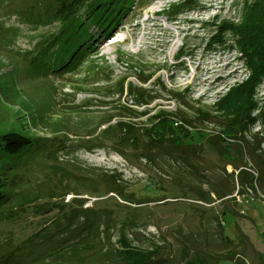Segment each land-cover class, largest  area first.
I'll return each mask as SVG.
<instances>
[{
  "label": "rangeland",
  "instance_id": "obj_1",
  "mask_svg": "<svg viewBox=\"0 0 264 264\" xmlns=\"http://www.w3.org/2000/svg\"><path fill=\"white\" fill-rule=\"evenodd\" d=\"M35 1L50 4L53 0L0 1V123L6 119L17 120L30 127L31 133L37 137H60L68 140V146H76L59 153L57 162L62 170L58 171L68 177L72 190L76 188L86 199L85 208L94 205L97 210H108L112 216L107 220L110 229L103 233L100 241L97 239L91 249L65 264H122L116 252L124 250L121 237L137 249L151 251L155 246L160 247L161 253L160 257L155 258L156 263L186 264L185 261L191 260V250L193 258L200 254L206 264H264V177L246 151L248 146L255 148L258 143L257 154L264 160L261 145L264 136L240 134L229 141V144L245 148L243 166L259 172V195L253 193L252 198L240 185L241 200L232 199L223 208L219 202L211 205L199 202L197 195L191 191L192 187L193 190L199 187L210 192L211 183L214 182L232 186L237 191L236 177L228 175L234 173L237 176L240 170L225 166L226 160L211 147L208 138L220 136L232 139L223 133L225 125L218 123L223 120L220 117L223 112L218 110V104L232 89L249 80L251 70L247 73L245 69H240L242 57L230 33L220 34V41H216V44L210 39L212 34L216 36L220 33L218 26L221 27L224 22L240 25L247 1L251 4L254 0H191L186 9L178 10L175 8L177 5H172L158 16L155 26L147 23L146 15L153 0H122L119 7L130 9L116 29L123 41L111 45L108 37L102 38L97 45V53L88 57L74 71L58 78L48 70L38 72L39 66L35 71V68L28 67L25 60L43 38L60 27H36L28 23L27 20L36 17V14L29 17L30 12H34L32 6ZM21 11L25 14H20ZM13 16L18 17L17 24L10 21ZM89 28L98 29L96 25ZM5 46L10 49H5ZM17 47L21 50H16ZM2 48L5 50L2 51ZM191 48L198 50L195 60L200 67L196 92L203 96L204 92L210 90L219 99L216 104L195 102L186 94L182 95L179 86L170 91L163 86L159 72L162 69L173 71L177 84L180 54L189 52ZM166 52L171 55L165 56ZM174 55V59L170 57ZM224 70L227 75L219 84ZM241 75H244L243 82L240 83V79L235 82L234 77L240 78ZM144 79L148 81L144 83ZM124 80L126 84L122 94L119 84ZM233 82L235 84L230 88L224 87ZM259 85L253 95L254 110L263 105L258 103L256 94ZM129 86L136 91L128 93ZM143 90L149 96L148 104H141L137 100L139 92ZM128 107L138 112H148V118L132 116L126 111ZM156 110L173 115L179 125L188 126L184 118L197 119L194 125L188 126L193 139L185 140L184 144H192L189 150L197 151L199 155L185 156L192 163L191 167L199 168L204 178L196 175L194 168L186 166L180 154L168 157L160 149V152L154 151L151 155L155 159L153 164L145 159H137L138 149L148 145L141 132L137 145L136 142L125 144L120 141L121 122H131L142 130L151 124L149 117L157 114ZM199 110L220 119L203 121L206 118L198 115ZM251 119L253 121L245 134L254 129L256 118L251 115ZM106 129L109 131L104 133ZM90 146L92 149H87ZM125 146L126 157L115 151L117 148L125 150ZM233 157H236L234 153ZM113 172L122 175L124 186L135 194V200L143 199L147 203L133 209L115 194L95 198L89 192L92 190L84 192L77 180H73L77 176L84 180L95 179L98 173ZM244 172L251 180L245 184H252V174L247 170ZM28 175L24 183L31 173ZM51 178L57 179L54 169L37 173L11 201L0 219V242L5 243L3 247H8L7 244L17 246L44 228L46 222L50 223L59 216L58 210L47 215L42 213L44 209L62 204L59 197L49 198ZM201 181L205 184L201 185ZM97 182L98 190L108 187L104 180ZM72 193L64 199L68 206L76 197V193ZM212 198H215L213 194ZM162 199L165 200L159 201ZM37 208H40V213ZM126 222H134L137 227L123 228ZM224 236L238 245H227L223 241Z\"/></svg>",
  "mask_w": 264,
  "mask_h": 264
},
{
  "label": "trees",
  "instance_id": "obj_2",
  "mask_svg": "<svg viewBox=\"0 0 264 264\" xmlns=\"http://www.w3.org/2000/svg\"><path fill=\"white\" fill-rule=\"evenodd\" d=\"M121 1L53 0L50 4L36 3L35 1L32 6L34 12H30L29 17L35 14L36 17L27 20L28 23L36 27L50 25H59L60 27L43 38L33 52L28 53L29 57L25 58L28 67L35 68L36 71V67L39 66L37 68L38 72L48 70L50 74H56L57 78L72 72V70L74 71L88 57L97 53V45L102 38L111 36L122 23L123 18L130 9H125L124 6L119 7ZM190 2L191 0H187L183 5L175 6V8L178 10L186 9ZM244 12L240 25H235L234 22L230 21L224 22L221 27L218 26L220 33L210 39L213 44H216V41H220V34L230 33L236 40V47L242 54V59L248 69L251 70L249 80L232 89L218 104V110L223 112V116H220L223 120H219L218 123L225 125L223 133L232 139L238 138L240 134L243 136L248 125L253 121L251 113L255 108L253 102L254 91L264 79V0H254L251 4H248L247 1ZM19 13L25 14L24 11ZM91 25H96L98 29L90 30ZM1 47L0 42V50ZM5 49L2 48V51ZM147 81L148 79H144V83ZM125 84V80L119 84L122 94L124 93ZM135 91L132 86L128 87V93H134ZM175 96L181 97L179 94H175ZM137 100L141 104H148L149 96L145 90L139 92ZM128 108H126V111L132 116L148 118V112H138V110ZM198 115L206 118V120L201 119L199 121L220 119L217 116L212 118L209 113L202 110L198 111ZM173 117V115L164 111L157 112L154 116L149 117L151 124L142 130L135 127L131 122H121L118 138L121 137L120 141H124L125 144L136 142L135 145H137L140 137L139 133L141 132L148 145L143 149H138L137 159H145L148 163L153 164L155 159L151 155L154 151L160 152L163 150L164 156L168 157L180 154L183 163L189 168H194L195 174L202 175L204 178L199 168L197 166L191 167L192 163L188 162L189 159L185 156L187 154L199 155L197 151L189 150L192 144H184L185 140L193 139V137L190 136L188 129L177 124ZM262 119L264 121V113ZM183 121L192 126L197 119L184 118ZM31 131L30 127H26L25 124L17 120L6 119L0 123V219L3 218L2 215H4L11 201L15 199L16 194L23 191V185L28 184L29 180L37 173L48 172V169H54V177H57V179H50L49 189L51 193L49 198L51 200L59 197L62 204L59 207L44 209L42 213L45 215L58 210L59 216L51 220L50 223L46 222L44 228L17 246L7 244L8 247H3L5 243L0 242V264L69 263V260L78 258L79 254L91 249L94 241L97 239L100 241L103 233L110 229L111 225H107V220L112 216L108 210H97L94 205L91 208H85L86 199L81 197L82 194L76 188L72 190L68 177L58 171L61 169L59 162H57L59 153L63 150L73 149L76 146H68V140L66 141L60 137L43 139L37 137L36 134H32ZM108 131L106 129L104 133ZM134 131L137 132L136 138ZM200 134L202 136V133ZM226 141L225 137L220 136L208 138L211 147L219 153L222 159L226 160L225 166L229 165L234 170H240L237 176L231 173L228 177H236L240 185L245 184L244 182H250V176L244 172L245 167L242 162L245 148L241 145L225 143ZM223 143L226 145L224 146ZM257 145L255 148L254 146H248L246 151L262 172L261 168H263L264 160L257 154ZM126 146L125 150L117 148L115 151L126 157ZM87 149L91 150L92 148L90 146ZM233 153L236 157H233ZM29 173H31V176L24 183ZM99 179L107 182L108 187L98 190L96 187L99 184L97 182ZM73 180H77L78 186L85 189L84 192L92 190L93 192H89L95 198L115 194L116 197L128 205L127 207L133 209L147 203L143 199H134L135 194L124 186L122 175L118 172L112 174L98 173L95 179L86 180L81 176H77L73 177ZM202 181L200 182L201 185L205 184ZM211 187L210 192H205L199 187L196 190H193L192 187L191 191L197 195L199 202L207 205L219 202L223 208H226L227 203L232 200L231 197L236 191L235 188L224 184L217 185L215 182L214 184L211 183ZM72 192L76 193V197L73 203L68 206L65 204L64 199ZM212 194L215 196L214 199ZM37 212L40 213V208H37ZM223 213L227 214L226 212ZM126 223L123 228L137 227L134 222ZM122 238H120V242L124 245V250L116 251L122 264H162L155 262V258L160 257V247L155 246L151 251L141 250L131 247ZM223 239L227 245H238L225 236ZM189 254V258L192 256L191 260L184 263L206 264V260L200 254H197L194 258V253L191 250Z\"/></svg>",
  "mask_w": 264,
  "mask_h": 264
},
{
  "label": "built area",
  "instance_id": "obj_3",
  "mask_svg": "<svg viewBox=\"0 0 264 264\" xmlns=\"http://www.w3.org/2000/svg\"><path fill=\"white\" fill-rule=\"evenodd\" d=\"M185 1L186 0H153V2L151 4V6L149 7L148 12L146 14L147 17H148L147 18V23H150L151 26H155V22L158 19V16L160 14H164L165 11L167 9H169L172 5H179L181 3H184ZM13 17L14 18L11 19L10 21L12 23H14V24H17V20L16 19L18 17L17 16H13ZM210 24H212V23H210ZM9 28H12V27H9ZM216 32L217 31L214 30V33H216ZM212 36H213V34H212ZM121 41H123V40H121ZM22 47H24V46H22ZM28 49H30V45H29ZM16 50H21V49L19 47H17ZM196 51H198V50H196L195 48H191L189 50V52L187 51L184 54H180V57H179V63H180L179 67H180V69L178 70V73H177L178 74L177 78H179V82L177 84L175 83L176 74L173 73V71L162 69L159 72V75L161 76L162 81H163V86L165 85V87L167 88L168 91L173 90V89H175V87L179 86L180 93L182 95L186 94V96H189V97L193 98V101H195V102L216 104L219 101V99H217V97L213 96V93L210 92V90H207L206 92H204L203 96H200V94L198 95V93H199L198 91L196 92V87L197 88L199 87V82H200L199 81L200 80L199 79V74H200L199 73V69H200V67H199L198 63L196 62V60H195V57H197V52ZM168 55H171V53L170 52H166L165 56H168ZM240 55L242 57L241 53L239 54V56ZM170 57L171 58L173 57V59H174L175 55L174 56H170ZM240 61H242V64L239 65L240 69H245V71H247V73H248L249 69L246 66L244 60L242 59ZM244 74H246V72ZM226 75H227V72H226V70H224L222 75H221V77H222L221 82L219 84L223 83V80L226 77ZM243 77H244V75H241L240 78L235 76L234 77L235 82H237L240 79V83H242L243 80H244ZM235 82L229 83V84H225L224 87H229L230 88L233 84H235ZM257 92H258V93H256L257 97H259L258 103L259 104H263V105H259L260 108L254 110L253 113L251 114L254 118H256V123L253 126L254 129L251 130L249 134H245L246 131L244 132V134H243L244 136L245 135L251 136L253 134H256V135H259V136H264V125H263V120H262V114H263V111H264V79L260 83V85H259V87L257 89ZM219 95H224V94H219ZM156 104L157 103H155L154 106ZM159 111L160 110H156V112H159ZM186 125H188V124H186ZM188 126H190V125H188ZM188 126H184V127L186 129H188ZM232 140L233 139H228L227 141L229 142V141H232ZM261 145H262V152H264V142ZM244 170L245 171L247 170L248 172H250L252 174L253 183L250 184V185L243 184L242 185L243 189L245 190V192L249 196L254 198L253 193L259 195V189L257 187L259 172L256 169H251V168H248V169L244 168ZM242 186H240L239 183L237 184V191H235L234 195L231 197L235 201H240L241 200L242 196L240 194L241 193L240 189L242 188ZM262 198L264 199V195H262ZM251 200H255V199H251Z\"/></svg>",
  "mask_w": 264,
  "mask_h": 264
},
{
  "label": "crops",
  "instance_id": "obj_4",
  "mask_svg": "<svg viewBox=\"0 0 264 264\" xmlns=\"http://www.w3.org/2000/svg\"><path fill=\"white\" fill-rule=\"evenodd\" d=\"M261 170H262V176L264 177V168H261ZM244 183H246V182H244ZM262 219H264V216H262Z\"/></svg>",
  "mask_w": 264,
  "mask_h": 264
}]
</instances>
